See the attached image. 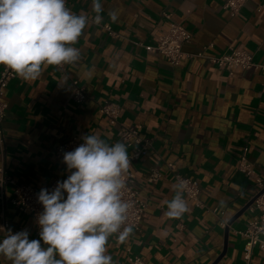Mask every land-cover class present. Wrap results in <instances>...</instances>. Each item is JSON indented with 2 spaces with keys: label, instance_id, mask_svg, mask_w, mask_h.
<instances>
[{
  "label": "crops",
  "instance_id": "crops-1",
  "mask_svg": "<svg viewBox=\"0 0 264 264\" xmlns=\"http://www.w3.org/2000/svg\"><path fill=\"white\" fill-rule=\"evenodd\" d=\"M226 1L100 0L102 21L97 24L92 0H69L72 12L88 17L74 45L80 59L65 64V72L49 66L35 81L17 76L8 84L0 167L20 184L41 190L66 179L56 149L72 138L82 141L96 134L109 144L120 142L118 128L99 112L104 102L121 107L120 125L142 127V136L152 140L149 154L132 166L147 216L124 242L110 238L112 264H128V249L145 264H215L224 252L218 264H264L259 249L250 263L244 260L246 242L239 233L250 214L233 221L250 202L256 180H264V10L259 12L264 0H248L236 17L223 10ZM170 22L192 35L180 66L144 48L154 45ZM105 25L118 37L109 36ZM232 49L253 55L258 67L230 75L206 58ZM201 54L204 58H193ZM73 81L87 91L82 105L73 99ZM242 157L254 165L252 177L239 171ZM153 170L162 177L151 184ZM175 174L198 182L205 208L183 194L188 211L179 218L166 215L176 195ZM6 215L13 229L28 230L35 239L31 217L13 208ZM221 222L228 227L223 229ZM0 264L9 262L0 257Z\"/></svg>",
  "mask_w": 264,
  "mask_h": 264
},
{
  "label": "clouds",
  "instance_id": "clouds-1",
  "mask_svg": "<svg viewBox=\"0 0 264 264\" xmlns=\"http://www.w3.org/2000/svg\"><path fill=\"white\" fill-rule=\"evenodd\" d=\"M95 23L102 21L100 0H92ZM115 21L117 14L110 13ZM88 26V17L76 14L66 0H0V65L25 81H35L49 66L74 64V47ZM63 153L68 173L49 191L42 188L38 202L39 239L28 230L0 240V257L9 264H112L107 245L114 235L124 242L131 234L126 221L130 204L122 198L123 176L130 167L127 146L109 144L96 134ZM183 184L168 203L166 215L179 218L188 211Z\"/></svg>",
  "mask_w": 264,
  "mask_h": 264
},
{
  "label": "built area",
  "instance_id": "built-area-1",
  "mask_svg": "<svg viewBox=\"0 0 264 264\" xmlns=\"http://www.w3.org/2000/svg\"><path fill=\"white\" fill-rule=\"evenodd\" d=\"M248 0H227L223 5V10L229 13L230 16L236 17ZM66 6L69 8V0H66ZM264 10V7L259 8V12ZM170 19V16H166ZM109 36L117 38L118 34L113 31L109 25L102 26ZM192 40L191 33L183 26L175 22H170L169 29L163 32L155 39V44L144 46L148 53L159 54L166 58L171 65L180 66L187 55L184 52V46ZM203 57V54L193 56V58ZM213 65L226 69L230 75L237 69L250 70L257 68L254 63L253 55L244 50L232 49L228 53L220 57H206ZM61 72H65L66 65L55 66ZM17 75L3 67L0 73V139L3 140V124L7 118L8 104L5 101L6 89L8 84L14 80ZM74 88L73 99L76 104L82 105L87 100V91L80 86L78 81H73ZM100 114L105 117L110 127H116L117 139L124 143L129 150L130 167L123 176L125 187L122 190V198L130 204L128 211V218L126 221L127 227H131V234L127 237L129 239L132 234L140 230L143 220L147 216L148 204L145 202L137 188V179L132 171V166L135 162L145 158L152 149V140L145 138L141 134L142 127L129 128L119 124L121 115V107L113 102H104L99 108ZM83 141L77 138H72L59 146L56 149V157L63 162V153L74 150ZM169 169L173 165H168ZM239 171L247 177H252L255 172V167L251 164L247 157H242L238 162ZM161 174L158 170H153L149 176V183H157L161 179ZM58 181V180H57ZM57 181L50 184L47 189L51 191ZM176 184H183V194L191 200L197 208H205L200 197L201 188L198 182L194 179L184 177L180 174H175ZM39 189L34 186H27L18 183L11 175L7 173L4 167H0V231L4 237L7 231L11 230L13 233L22 231V228L13 229L9 220L7 219V210L13 208L23 216H29L33 219L36 227L35 239H39V227L36 223V218L39 213L43 211L42 205L38 202ZM252 204L246 212L251 216L248 221L246 229L239 233L245 240L244 246V260L250 263L254 251L259 249L264 252V180H256V189L250 199ZM249 202V203H250ZM214 212H217L214 210ZM221 227L226 229L227 222H221ZM115 236V235H114ZM117 239V237L115 236ZM118 240V239H117ZM126 261L128 264H145L143 259L139 256L133 255L130 250Z\"/></svg>",
  "mask_w": 264,
  "mask_h": 264
},
{
  "label": "water",
  "instance_id": "water-1",
  "mask_svg": "<svg viewBox=\"0 0 264 264\" xmlns=\"http://www.w3.org/2000/svg\"><path fill=\"white\" fill-rule=\"evenodd\" d=\"M251 204H252V202L248 203V204L243 208V210H241V212H240V213L234 218L233 221H236L239 217H241L244 213H246V211L248 210V208L250 207ZM233 221L230 222V224H232ZM230 224H229V225H230ZM227 236H228V233H226V237H227ZM224 256H225V252L221 255V257L219 258V260H217V261L215 262V264H218Z\"/></svg>",
  "mask_w": 264,
  "mask_h": 264
}]
</instances>
